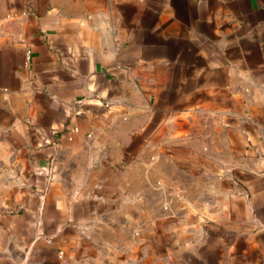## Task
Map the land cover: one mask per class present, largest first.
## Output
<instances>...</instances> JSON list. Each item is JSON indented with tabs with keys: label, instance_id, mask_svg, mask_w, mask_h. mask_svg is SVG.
<instances>
[{
	"label": "crops",
	"instance_id": "crops-1",
	"mask_svg": "<svg viewBox=\"0 0 264 264\" xmlns=\"http://www.w3.org/2000/svg\"><path fill=\"white\" fill-rule=\"evenodd\" d=\"M0 264H264V0H0Z\"/></svg>",
	"mask_w": 264,
	"mask_h": 264
},
{
	"label": "rangeland",
	"instance_id": "rangeland-1",
	"mask_svg": "<svg viewBox=\"0 0 264 264\" xmlns=\"http://www.w3.org/2000/svg\"><path fill=\"white\" fill-rule=\"evenodd\" d=\"M3 175V170H0V176H2Z\"/></svg>",
	"mask_w": 264,
	"mask_h": 264
}]
</instances>
